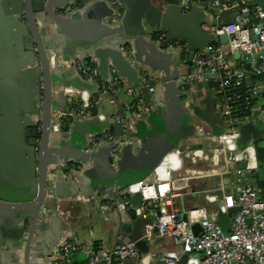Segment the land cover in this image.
Wrapping results in <instances>:
<instances>
[{
	"label": "crops",
	"instance_id": "1",
	"mask_svg": "<svg viewBox=\"0 0 264 264\" xmlns=\"http://www.w3.org/2000/svg\"><path fill=\"white\" fill-rule=\"evenodd\" d=\"M3 1L0 0V12H2L1 5ZM65 1L67 0L46 1L51 13L46 11L38 17L45 40L49 39L50 35H53L56 39H66L64 52L70 55L77 54L78 50L83 48L78 46V44L105 48L110 44L108 41L113 39L112 37H122L123 35L132 37L136 43L133 54L140 58L138 65L135 66L138 81H142L143 85L156 87V91L152 93V98L145 100V110L137 117H133L129 109V100L125 96H116L113 98L114 102L107 97L99 96V101L90 109L92 111L89 114V121L98 117L100 121L110 118L114 123L116 122V115L123 116L128 124L127 128L123 126L124 131L134 141L171 132L185 135V130L188 131V127L192 126L194 132L183 139L178 151L166 156L170 160L168 163L170 165L166 166L165 173L175 179L191 180L194 189L193 194L179 199V205L184 207V209L206 205L200 190L217 187L221 182L228 188L233 189V183L236 182V178L233 175L230 177L226 175L229 170L226 164V154L228 152L224 151L218 143L209 139L207 134H205L206 132L197 129V124L203 120L198 119V116L195 115L197 113L195 109L207 110L208 105L204 101H206L207 97L214 96L213 83H200L194 95H192L190 90H183L182 84L178 79L181 90L186 94L182 95L178 92V89H171L168 86V82L158 81L156 76L166 75L168 77L174 76L175 78L177 72L181 73L184 68L189 69L191 67V60L189 57H184L181 50L177 47L162 43L157 35L149 37L145 32L137 35L139 32L146 30L148 32L151 31L150 33L153 31L149 29V23H147L145 17H141V19L134 16L126 18L127 11L125 8L122 9L120 7L121 13L117 20H112L108 16L99 14L96 10L88 13L83 8L85 4L73 0L74 10L80 9L84 13L68 22L69 25L66 28H61L57 22L59 19L57 18L58 14L60 15L61 11L56 9ZM150 1L161 18L159 24L164 26L163 34L170 33L179 37L183 40L181 43L187 46V41L193 44L202 40L200 30L202 27L206 28L209 25L205 21L218 23L225 15L231 16V13H220L219 16H216L214 13L216 9L200 4V0H196L198 4L192 3L194 0ZM201 15H203L202 20H205L202 21L200 19ZM22 18L21 16L20 20H23ZM5 20L4 16H0L1 22ZM19 23L20 21L18 20L11 27L13 32L15 29L17 31L14 35L10 33V25L5 23L8 36L13 35L16 38L15 41L18 40V43L13 47L12 45L3 44V47L0 48V72L6 71V65L9 63L16 64L17 68L21 66L22 60L17 59L16 61L15 59L22 58L20 55L22 44V42L20 43V38L21 41L22 39L26 41L27 37L21 36L23 28H19V26L22 21ZM112 28H119V35H113L111 33ZM4 32L5 27L2 33ZM71 43L76 46L69 47ZM190 54H192V51H190ZM18 71L22 73L23 70L20 68ZM32 71L34 72L26 73L28 77L24 75L21 77L24 82H26L25 78H31V88L29 89L28 87L29 90L26 91L22 88V81H19L20 84L17 82L19 84L16 85L17 88H14L15 90L12 89L13 98H11L10 106L0 107V118L7 120V122H0V198L5 200H27L36 194V189L34 188L36 178L33 175L35 172V164L33 163L34 148L27 142L28 124L23 119L27 109L23 107V103L32 102L33 105L34 80L37 79V74L39 73L38 65L33 67ZM121 79L125 84L132 85L126 78L121 76ZM89 89L87 92L78 91L75 95L77 101L84 103V101L97 94V89L94 86ZM59 104L61 107L70 108L69 99L67 103L65 99H60ZM203 122L216 135L213 127H211L212 125L205 121ZM65 125L72 126V124ZM216 126L221 128L219 122L216 123ZM52 129L54 136L51 139H60L61 141L58 157L64 160L75 158L76 153L80 149L78 145L80 143L77 142L80 133L74 132L72 129L61 134V128L54 126ZM108 129L103 128L102 130L112 133L113 128L110 127L112 131H108ZM205 145H208V147H205ZM215 152H220V155L218 157L214 156L213 153ZM106 153L108 152L106 151ZM118 153L117 150H114L111 152V157L108 159L106 156L104 157V160H106L104 161V167L106 169L115 166L120 156V153ZM100 156L99 159L101 158ZM174 160L176 162L172 163ZM99 161L103 162V160ZM128 177H131L130 173ZM66 180L64 179L63 182L68 188L62 187L60 190L55 188L49 192L45 211L50 217L45 221L39 220L33 233H31L32 223L13 218L14 221L7 227L6 235L0 237V264H47L45 263L46 256L52 251L54 246L60 243L57 240L58 238L62 239L63 234L69 235L72 239L85 246L96 245L113 249L124 239L128 238L131 232L128 227L134 221V216L130 212L124 213L120 211L115 206V201L112 197L117 198L118 193L114 194L110 190V179L97 171L90 173L87 191L99 190L100 192H98L97 196H92L91 194L89 196L66 195L65 191L69 192V187L71 186L70 182ZM123 197L124 195L120 199H123ZM104 205L106 207H102ZM55 219H58L59 223ZM220 224L224 229H229L230 212H221ZM17 239L22 240V243L18 244V241H15ZM18 248H21V253ZM176 248L171 238L157 236L154 245L151 247L152 252L156 253V261L152 264H157L165 258V252ZM80 254L81 258L78 260L73 259L75 264H79L86 259L83 253ZM200 256L198 253L189 254L190 264H199Z\"/></svg>",
	"mask_w": 264,
	"mask_h": 264
},
{
	"label": "built area",
	"instance_id": "2",
	"mask_svg": "<svg viewBox=\"0 0 264 264\" xmlns=\"http://www.w3.org/2000/svg\"><path fill=\"white\" fill-rule=\"evenodd\" d=\"M88 1L79 2L86 4ZM192 3L198 4L196 0ZM200 4L220 13H231L229 20L205 28L217 37L216 42L208 43L203 51L196 50L190 54L184 43L170 41L164 34H160L159 39L164 44L177 47L184 57L191 60V67L180 73L183 90H190L194 95L200 83H213L216 111L223 120L220 125L222 131L214 135L203 121L197 124V129L206 132L207 137L224 151L232 153V159H226L229 167L226 175L235 176L234 188L230 189L221 182L217 187L201 189L206 205L184 209L179 205V199L194 193L192 183L189 179H175L166 174L165 168L170 160L165 157L150 175L136 184L135 190L142 196L140 205L134 208L130 204V194L124 195L118 204L120 211L130 212L135 217H156L155 223L146 226L143 234L150 247L148 253H142L129 240L113 249L85 246L68 235L49 255L48 264H75L73 259L77 253L86 256L85 261L79 264H124L127 258L134 264H152L156 261V253L151 247L157 236L171 238L177 247L165 252L166 264H182V256L192 253L201 255L199 264H264V178L256 142L250 140L244 146L239 144L241 127L246 123L257 125V120L262 122L264 118V0H200ZM74 7V3L69 4L65 12H71ZM222 35L227 36L226 43L220 42ZM74 67L85 80L97 83V94L76 107L78 90L65 88L70 109L55 114L53 127L61 128L64 124L88 117L99 96L112 102L116 96H125L133 117L145 110L146 102L140 87L125 84L115 69L111 71V79L105 80L96 63L86 67L77 60ZM148 87L150 93L156 91L155 86ZM40 105L33 115L38 126L42 115ZM115 120L127 128L123 116L116 115ZM261 127H264V122ZM89 139L93 146L115 140L113 134L106 131L92 134ZM240 160L246 161L244 169L237 168ZM229 209L233 211L230 212V227L226 230L220 224V215ZM194 224H199L202 231L196 233L192 229Z\"/></svg>",
	"mask_w": 264,
	"mask_h": 264
},
{
	"label": "water",
	"instance_id": "3",
	"mask_svg": "<svg viewBox=\"0 0 264 264\" xmlns=\"http://www.w3.org/2000/svg\"><path fill=\"white\" fill-rule=\"evenodd\" d=\"M46 1L48 0H4L1 5L2 12H0V16H4L6 20L0 21V48L3 47V44L12 45L13 47L18 43V40H16V42V38L13 37V35L17 33V31H15L16 29L14 32L11 30L14 22L18 20L20 23L22 21L21 24L19 23V28H23L21 30V36L23 35L27 38L26 41L23 39L21 41L20 38V43L22 42L20 55L22 58L15 59L16 61L17 59L22 60L21 66L17 68L15 66L16 64L13 65L9 63L6 65V71L0 72V107L5 108L6 106H10L11 98H13L12 89L15 90L14 88H17L16 85L20 84L19 81H22V88L26 91L31 88V78H25L26 82H24L21 79L22 75L28 77L26 73L34 72L32 68L37 67V65L39 73L37 74V79L34 80L33 105L32 102L28 104L23 103V107L27 108L26 115L23 116V119L28 124L27 142L34 148L33 163L35 164V172L33 175L36 178V183L34 185L36 194L31 199L27 200L11 201L0 198V237L6 235L7 227L14 221L13 218L32 223L31 233H33L39 220L45 221L50 217L45 211L49 192L55 188L59 190L62 187L68 188L63 182L64 179H67L71 184L69 192L65 191L66 195L89 196L91 194L92 196H97L98 192H100L99 190H94L92 192L87 191L90 173L93 171H97L111 180L110 190L113 191L114 194L118 193L117 198L112 197L117 208L118 204L123 201V199H120L122 195L131 193L133 194L131 195L130 204L134 208H137L141 203L142 196L141 193L135 190L136 184L150 175L167 155L178 150L181 147L183 139L194 132V128L191 126L188 127L190 131L185 130V135L171 132L169 134L166 133L134 141V139L124 131L123 125L119 122L113 123L110 118L105 121H100L98 117L89 121L90 116H88L74 121L72 126L65 124L61 126V134H63V132H69L72 129V131L80 133L77 139V142L80 143L78 144L80 149L73 159L64 160L59 158L58 154L61 141L60 139L53 140L51 137L54 136L52 128L55 114L58 111L65 112L70 109L59 106L60 99H65L66 103L68 101V94L65 92V88L73 87L78 91L82 90L81 92H87L92 86L98 89L97 83L85 80L79 74L74 67L75 61L80 60L83 64L86 63L84 64L86 67H90L91 64H94L93 62H96L99 66L101 77L105 80L111 79V71L115 69L119 77L121 78L122 76L126 78L128 82L132 84L131 86L140 87L141 95L145 100H150L152 98V93H150L148 86L143 85L142 81H138L139 79L135 66L138 65L140 58L133 54L134 45L136 43L135 39L132 37H125L124 35L122 37H112L113 39L108 41L110 44L105 48L78 44V46L83 48H80L77 54L74 53L70 55L64 52L66 39H56L53 35H50V38L45 40L41 32L38 17L46 11L51 13ZM77 1L79 2V0ZM72 3H74L73 0H67L56 9L61 11V14H58L57 17L59 18L57 22L61 28H66L69 25L68 22L72 21L74 18H78L79 15L84 13V11L82 12L80 9L66 13L65 9ZM120 7L122 9L125 8L127 11L126 18L134 16L135 18L139 17L138 19H141V17L147 19L146 21L149 23V29L153 30L152 33L146 30L139 32L137 35L145 32L149 37H153L154 35L159 37L160 34L164 33V26H160L159 24L161 18L150 0H90L83 6L88 13L96 10L99 14L108 16V18L112 20H117V17L121 13ZM214 13L216 16L220 15L219 10H215ZM21 16L23 20H20ZM202 16L203 15L200 17L201 20ZM205 22L209 24L206 27L216 24L210 21ZM5 23L10 25V33H13V35L8 36L9 34L6 32ZM3 26L5 27L4 33H2L4 30ZM200 31L202 40H200L199 43L192 44L190 41H187L189 49L192 52L196 50L203 51L208 43L217 41V37L211 32H208L205 28L202 27ZM119 32V28L111 29L113 35H119ZM165 34L170 41H183L170 33ZM226 41V35L220 36L221 43H226ZM74 46L76 45H73V43L69 45V47ZM237 55L236 53V56ZM20 68L23 70L22 73L18 71ZM6 73L8 74L7 76ZM164 76L159 75L156 77L161 82H168V86L171 87V89H178V92L182 95L186 94L181 90L180 83L177 81V79L179 80L180 73L177 72L175 78L174 76ZM17 82H19V84ZM39 103L41 104L42 111L40 126H38L33 119V114L37 112ZM204 103L208 105L207 110L195 109L197 110L195 115L198 116V119H202L212 125L211 127H213L215 134L221 133L222 129L216 126L217 122H219V125L223 122L219 113L216 111V97H207ZM28 108L30 109L28 110ZM7 115L10 117L8 113ZM4 121L5 119L0 118V122ZM5 122H7V120ZM110 127L113 128V131ZM103 128H109L108 131H112L115 140L103 143V145L93 146L89 136L92 134L99 135L105 132L102 130ZM263 133L264 131L254 123H246L241 127L239 144L244 146L250 140H254L257 143L263 139ZM114 150H117L120 156L115 166L106 169L104 167V161H106L104 157L106 156L107 159L111 157V152ZM106 151L108 153H106ZM99 156L101 157L100 159ZM99 160H103V162ZM76 166L78 167L75 168ZM245 167L246 161L240 160L237 164V168L244 169ZM129 173L131 175L130 178L128 177ZM262 184L264 185V182H262ZM232 211L233 209H229V212ZM158 215H160V213ZM182 216L186 220V216L184 214H182ZM55 221L59 223L58 219H55ZM155 221L156 217L134 216L132 224L129 227L127 226L131 229V232L128 238L124 239L121 243L129 240L134 242L142 253H148L150 247L146 239L143 238V234L146 226L153 225ZM192 229L196 233L202 231L199 224H194ZM66 236L68 235L63 234L62 239ZM62 239L58 238L57 242H60ZM15 241H18V244L22 243L20 239ZM55 247L56 246H54L52 251L46 256L45 263L48 264V257L53 253ZM18 251L21 253V248H18ZM123 262L124 264H134V261L130 258L125 259ZM181 263L190 264L188 255L182 256ZM157 264H166V260H160Z\"/></svg>",
	"mask_w": 264,
	"mask_h": 264
},
{
	"label": "rangeland",
	"instance_id": "4",
	"mask_svg": "<svg viewBox=\"0 0 264 264\" xmlns=\"http://www.w3.org/2000/svg\"><path fill=\"white\" fill-rule=\"evenodd\" d=\"M261 121V119H259V120H257V126L258 127H261L262 126V122H264V118L262 119V122H260ZM261 130L262 131H264V127L262 128L261 127ZM262 140L261 141H258L257 143H256V146H257V154H258V157H259V161H260V164H261V166H260V169H261V176L264 178V133H263V135H262ZM216 145V144H215ZM214 145V146H215ZM205 147H208V145H205ZM226 157L228 158V159H232V153L231 152H228L227 154H226ZM231 183V182H230ZM235 183H233V185H234ZM219 186V185H218Z\"/></svg>",
	"mask_w": 264,
	"mask_h": 264
},
{
	"label": "trees",
	"instance_id": "5",
	"mask_svg": "<svg viewBox=\"0 0 264 264\" xmlns=\"http://www.w3.org/2000/svg\"><path fill=\"white\" fill-rule=\"evenodd\" d=\"M231 18V16H229V15H225L221 20H220V22H225V21H227V20H229ZM93 83H96L95 81H92ZM81 104H82V102L81 101H78L74 106H76V107H79V106H81ZM91 112V111H90ZM80 253H77L75 256H74V260L76 259V260H78L79 258H81L80 257ZM84 262V261H83Z\"/></svg>",
	"mask_w": 264,
	"mask_h": 264
},
{
	"label": "bare ground",
	"instance_id": "6",
	"mask_svg": "<svg viewBox=\"0 0 264 264\" xmlns=\"http://www.w3.org/2000/svg\"><path fill=\"white\" fill-rule=\"evenodd\" d=\"M200 152H202V151H200ZM195 154H196V153H195ZM213 155L216 156V157H218V156L220 155V152H215V153H213ZM175 159H176V158H175ZM178 160H180V159H178ZM175 162H176V160H174V162L172 161V163H175ZM180 162H181V161H180ZM172 163H171V164H172ZM178 163H179V161H178ZM169 165H170V164H169ZM169 165H168V166H169ZM173 165H174V164H173ZM175 165H177V164H175ZM177 166H178V165H177ZM174 167H175V166H174ZM174 167H173V168H174ZM193 177H194V176H193ZM190 181H191V180H190Z\"/></svg>",
	"mask_w": 264,
	"mask_h": 264
}]
</instances>
